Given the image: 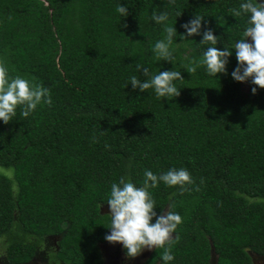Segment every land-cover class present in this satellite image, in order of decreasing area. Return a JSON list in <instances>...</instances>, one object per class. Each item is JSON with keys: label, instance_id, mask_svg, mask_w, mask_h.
<instances>
[{"label": "trees", "instance_id": "1", "mask_svg": "<svg viewBox=\"0 0 264 264\" xmlns=\"http://www.w3.org/2000/svg\"><path fill=\"white\" fill-rule=\"evenodd\" d=\"M241 2L0 0V62L9 76L35 78L52 100L28 117L18 107L8 124L0 120V167L12 171L0 172V239L10 263L33 259L57 235L55 261L102 264L112 183L124 176L139 187L146 169L159 176L172 168L189 171L187 190L149 188L158 215L171 208L182 217L168 264H255L264 256V88L231 76L248 17L230 10ZM153 11L168 20L157 24ZM197 14L201 32L211 28L216 46L232 49L227 74L182 67L209 46L202 34L180 37ZM165 24L177 29L174 64L152 51ZM137 64L150 75L180 71V95L133 90L130 77L146 79ZM163 251L151 249L142 264H164Z\"/></svg>", "mask_w": 264, "mask_h": 264}, {"label": "clouds", "instance_id": "2", "mask_svg": "<svg viewBox=\"0 0 264 264\" xmlns=\"http://www.w3.org/2000/svg\"><path fill=\"white\" fill-rule=\"evenodd\" d=\"M116 11L123 17L129 15L128 8L122 4L117 6ZM230 11L235 17L241 15L248 17L247 26L241 38L232 47L235 49L238 65L231 76L238 82L251 79L252 84L264 88V2L243 0L238 10ZM151 18L157 24H162L168 20V15L153 11ZM203 21L204 16L197 14L181 25L186 30L180 34L181 39L202 34L200 43L209 45L199 60H190L182 67L190 74H194L201 66L205 67L209 75L215 77L218 73L227 74L226 66L229 63L228 58L232 55V49L218 48L216 45L219 39L213 34L211 28H205L201 32ZM164 32L166 35L155 43L152 51L158 61L166 60L174 64L175 56L171 46L177 29L165 24ZM249 37L251 42H248ZM137 70L142 71L146 79L142 81L136 76L130 77L129 82L133 90L139 89L144 92L154 89L158 99H170L180 95V89L174 83L176 80L184 79L180 71L164 70L150 75L149 68L139 64H137ZM251 91L255 94L257 88L253 87ZM41 103L51 105L50 90L36 82L35 78L30 80L21 75L9 76L6 65L0 62V120L8 124L16 116L18 107L21 109V115L28 117ZM159 182L169 187L179 186L181 191H184L187 190L185 186L192 184L193 180L185 168H172L159 176L146 169L143 185L139 187L129 178L121 176L118 183H112L106 201L109 206L107 214L110 215V224L107 227L111 229V232L105 236V239L110 243H121L126 249L127 257H136L144 249L163 248L161 259L164 264H168L174 260L170 245L173 233L182 223V217L171 208L166 211L162 209L159 215L155 211L156 202L149 188L156 187ZM201 182L203 183V178Z\"/></svg>", "mask_w": 264, "mask_h": 264}, {"label": "rangeland", "instance_id": "3", "mask_svg": "<svg viewBox=\"0 0 264 264\" xmlns=\"http://www.w3.org/2000/svg\"><path fill=\"white\" fill-rule=\"evenodd\" d=\"M258 2H264V0H258ZM0 172H8L11 174V169L0 167ZM5 174V173H4ZM103 212H109V206L104 207ZM111 230L108 234H110ZM58 236H46L43 240L41 249L37 250L35 257L24 263H10L4 254L3 244L0 239V264H60L51 258L52 253L56 250V240ZM121 243H110L107 240L98 244V248L101 254L102 264H140L143 259L149 254L151 250L144 249L140 255L136 257H126L121 252ZM255 264H264V257H258Z\"/></svg>", "mask_w": 264, "mask_h": 264}, {"label": "flooded vegetation", "instance_id": "4", "mask_svg": "<svg viewBox=\"0 0 264 264\" xmlns=\"http://www.w3.org/2000/svg\"><path fill=\"white\" fill-rule=\"evenodd\" d=\"M120 250H121V248H120ZM121 252H122V251H121ZM122 253H123V252H122ZM147 256H148V254H147ZM147 256H146V257H147ZM126 257H127V256H126ZM146 257H145V258H146ZM262 257H263V256H262ZM129 258H130V257H129ZM145 258L143 259V261L145 260ZM254 260L257 261V260H258V257H256ZM143 261H142V262H143ZM142 262H141L140 264H142Z\"/></svg>", "mask_w": 264, "mask_h": 264}, {"label": "water", "instance_id": "5", "mask_svg": "<svg viewBox=\"0 0 264 264\" xmlns=\"http://www.w3.org/2000/svg\"><path fill=\"white\" fill-rule=\"evenodd\" d=\"M106 206H108V204H106L105 206H103V209H104V207H106ZM103 209H102V211H103ZM263 257H264V256H263ZM211 264H214V261H212Z\"/></svg>", "mask_w": 264, "mask_h": 264}]
</instances>
